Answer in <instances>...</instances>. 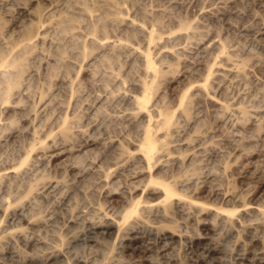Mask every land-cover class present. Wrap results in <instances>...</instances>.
<instances>
[{
  "label": "rangeland",
  "instance_id": "374dc122",
  "mask_svg": "<svg viewBox=\"0 0 264 264\" xmlns=\"http://www.w3.org/2000/svg\"><path fill=\"white\" fill-rule=\"evenodd\" d=\"M1 1L0 264H264V0Z\"/></svg>",
  "mask_w": 264,
  "mask_h": 264
},
{
  "label": "bare ground",
  "instance_id": "6f19581e",
  "mask_svg": "<svg viewBox=\"0 0 264 264\" xmlns=\"http://www.w3.org/2000/svg\"><path fill=\"white\" fill-rule=\"evenodd\" d=\"M46 1H47L48 6H50V7H52L55 3H58V1H59V3H61L60 0H46ZM62 1L71 2V3H74V5L78 4V6H79V4H83L84 2L85 3L86 2H89V3L92 2L95 6H97V4L99 5V3L108 4L110 6L111 2H114V0H89V1H87V0H62ZM86 4H88V3H86ZM18 5H19V7H18L19 10H23V14L25 15V17L28 20V24H26L27 26L24 27L26 29L24 30V28H23V29H21V31L19 30L16 33L6 32L4 34H2L1 32H3V31L0 30V69H8L9 74L12 75V77H14V79H16V80H14L15 82L13 81V82H7L6 83V87L4 88L5 91H2L3 93L1 92L3 96L4 95L7 96L9 93L14 92V91L13 92H10V91H12L11 89L17 83V77L19 75V72L22 70L21 67L23 65L25 55L27 54V50L30 49L31 42L34 39L40 38L42 35L39 31V27H35V25H38L41 28L46 27V26L48 27L51 24L50 23L51 19H53L55 17V16H53V18H51V15L49 13H45L44 16L41 15L42 17H40V13L45 12L44 9L41 12L38 10L37 11H35V10H33V11L24 10L23 8H20L21 4H18ZM55 5H57V4H55ZM81 9H82V7H81ZM82 11H84V10H82ZM6 13H7V5H5L0 0V15H2V17H3V16H5ZM59 20H56L57 22L56 21H53V22H55V24L59 26V25H62L63 23H65L67 21V19H59ZM30 26H33V27H30ZM8 77L10 78V76H8ZM11 80H13V79H11ZM17 91L21 92V90H17ZM17 91H15V93ZM17 93H19V92H17ZM17 93H16V96L18 95ZM152 149H153V146L148 145V147L146 149V155H148L152 151ZM165 197H166V199L168 197H170V193L166 189H165ZM262 213H264V212L262 211ZM108 227L106 228V230L108 229Z\"/></svg>",
  "mask_w": 264,
  "mask_h": 264
}]
</instances>
